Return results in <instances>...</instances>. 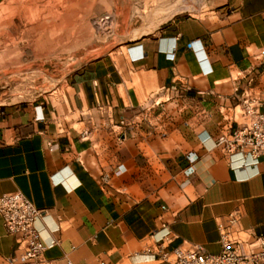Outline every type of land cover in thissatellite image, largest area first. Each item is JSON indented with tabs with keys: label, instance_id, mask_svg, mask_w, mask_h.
Returning <instances> with one entry per match:
<instances>
[{
	"label": "crops",
	"instance_id": "1",
	"mask_svg": "<svg viewBox=\"0 0 264 264\" xmlns=\"http://www.w3.org/2000/svg\"><path fill=\"white\" fill-rule=\"evenodd\" d=\"M208 3L90 60L56 95L0 106V195L39 209L44 264L218 253L219 223L239 240L264 235V157L215 142L245 91L264 104V0ZM19 254L0 214V264H31Z\"/></svg>",
	"mask_w": 264,
	"mask_h": 264
},
{
	"label": "rangeland",
	"instance_id": "2",
	"mask_svg": "<svg viewBox=\"0 0 264 264\" xmlns=\"http://www.w3.org/2000/svg\"><path fill=\"white\" fill-rule=\"evenodd\" d=\"M209 0H0V106L56 95L90 60L124 50L175 14ZM111 20L97 25L96 17Z\"/></svg>",
	"mask_w": 264,
	"mask_h": 264
},
{
	"label": "built area",
	"instance_id": "3",
	"mask_svg": "<svg viewBox=\"0 0 264 264\" xmlns=\"http://www.w3.org/2000/svg\"><path fill=\"white\" fill-rule=\"evenodd\" d=\"M111 20L106 14L94 19L97 25ZM237 110L231 117V125L216 138V145L228 156L241 155L242 159L256 163L264 157V104L260 94L245 91ZM0 214L8 233L14 236L18 258L22 262L44 264V243L34 223L39 209L20 191L0 195ZM239 213L228 215L230 225L238 223ZM221 251L208 253L200 245L161 250L159 258L170 264H264V235L239 240L231 235L227 226L219 223ZM248 246L242 251L240 246ZM12 260V259H10Z\"/></svg>",
	"mask_w": 264,
	"mask_h": 264
}]
</instances>
